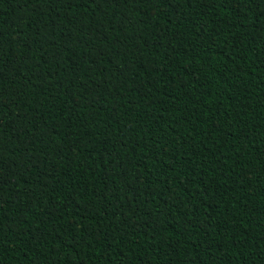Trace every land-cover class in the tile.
I'll list each match as a JSON object with an SVG mask.
<instances>
[{
  "label": "trees",
  "instance_id": "16d2710c",
  "mask_svg": "<svg viewBox=\"0 0 264 264\" xmlns=\"http://www.w3.org/2000/svg\"><path fill=\"white\" fill-rule=\"evenodd\" d=\"M0 264H264V0H0Z\"/></svg>",
  "mask_w": 264,
  "mask_h": 264
}]
</instances>
